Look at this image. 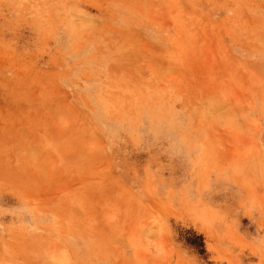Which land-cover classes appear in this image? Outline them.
<instances>
[{"label": "rangeland", "instance_id": "rangeland-1", "mask_svg": "<svg viewBox=\"0 0 264 264\" xmlns=\"http://www.w3.org/2000/svg\"><path fill=\"white\" fill-rule=\"evenodd\" d=\"M0 264H264V0H0Z\"/></svg>", "mask_w": 264, "mask_h": 264}]
</instances>
